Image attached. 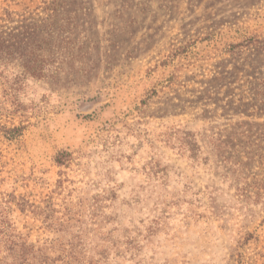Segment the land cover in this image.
I'll use <instances>...</instances> for the list:
<instances>
[{
  "label": "rangeland",
  "instance_id": "rangeland-1",
  "mask_svg": "<svg viewBox=\"0 0 264 264\" xmlns=\"http://www.w3.org/2000/svg\"><path fill=\"white\" fill-rule=\"evenodd\" d=\"M0 31L30 34L0 46L16 232L74 264H264V0H0Z\"/></svg>",
  "mask_w": 264,
  "mask_h": 264
},
{
  "label": "trees",
  "instance_id": "trees-1",
  "mask_svg": "<svg viewBox=\"0 0 264 264\" xmlns=\"http://www.w3.org/2000/svg\"><path fill=\"white\" fill-rule=\"evenodd\" d=\"M20 35L21 36H19L18 33L9 32L6 33V37L4 38L0 31V46L6 42L5 48L9 49L11 46L10 41L13 39L17 38L18 44L22 42L25 43L29 40L28 37L30 34L28 31H22ZM62 154H67V152H62L57 156L56 162L58 164L64 163L63 160H61ZM15 198V195L9 194L7 198H0V264H51L54 258H50L45 254L42 247H36L34 244L29 243L27 239L22 236V233L16 232L15 227L12 226L9 214L14 210L13 204L21 211L32 206L23 198L19 200ZM31 212L34 211L31 209ZM38 215L43 224L49 226L48 212L45 209H40ZM76 255L77 251L73 248H69L68 250L61 249L54 260L60 261L62 264H74L75 260H77Z\"/></svg>",
  "mask_w": 264,
  "mask_h": 264
}]
</instances>
